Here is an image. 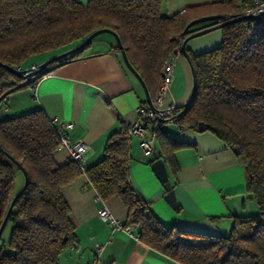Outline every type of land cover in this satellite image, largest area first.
<instances>
[{
    "label": "trees",
    "instance_id": "obj_1",
    "mask_svg": "<svg viewBox=\"0 0 264 264\" xmlns=\"http://www.w3.org/2000/svg\"><path fill=\"white\" fill-rule=\"evenodd\" d=\"M236 10L235 0L192 6L172 16L161 11V0H0V63L24 68L35 55L59 53L94 30L107 28L118 35L154 100L163 64L179 48L180 38L215 22L186 30L187 25L209 14L225 19L226 12ZM220 29L218 47L198 54L187 49L196 84L190 104L179 108L178 126L198 130L203 122L204 131L224 142L244 166L247 192L257 212L234 216L227 235L167 227L129 182L130 136L125 126L108 136L103 157L81 170L70 159L55 163L58 132L44 111L36 109L0 120V225L25 181L19 165L27 179L4 226L10 225L8 241L2 238L4 229L0 235V264H60V254L76 241L61 189L82 173L102 199L120 198L128 208L124 224L134 226L139 240L161 254L181 264H264V21L242 19ZM95 38L44 70L80 56ZM42 72L25 82L27 78L0 65V94L36 81ZM157 138L160 150L149 162L162 158L175 173L174 152L186 143L163 130ZM18 173L22 181L16 189Z\"/></svg>",
    "mask_w": 264,
    "mask_h": 264
},
{
    "label": "crops",
    "instance_id": "obj_2",
    "mask_svg": "<svg viewBox=\"0 0 264 264\" xmlns=\"http://www.w3.org/2000/svg\"><path fill=\"white\" fill-rule=\"evenodd\" d=\"M216 1L219 0H161V11L172 16L186 8ZM235 4L237 7L239 0ZM221 40L222 31L218 28L188 40L186 48L198 54L218 47ZM114 45L112 35L105 38L98 35L80 56L8 92L7 110L0 109V120L41 109L51 120L71 122L72 128L67 131L70 140L82 139L88 144L83 154L84 167L96 163L104 155L108 136L135 121L139 106L149 107L140 83L126 68L122 57L120 60V51ZM56 54L38 56L28 68ZM30 80L27 78L25 82ZM191 89V70L179 50L170 88L172 97L167 96L166 103L174 100L177 106H182ZM165 132L170 138L186 143L174 152L178 165L175 173L165 161L177 206L173 208L164 199L167 191L135 136L130 137L128 173L132 187L149 201L152 213L163 225L227 235L234 216L257 212L256 203L247 192L244 166L224 142L208 131L180 129L175 123L167 124ZM155 147L160 150L158 138ZM53 158L58 165L69 161L65 149H56ZM61 192L70 208L76 241L60 254V264H89L96 244L102 246L100 264H181L139 240L134 226H129L131 234L102 220L97 210L105 206L114 218L125 223L128 208L116 196L102 199L85 173L63 186Z\"/></svg>",
    "mask_w": 264,
    "mask_h": 264
},
{
    "label": "built area",
    "instance_id": "obj_3",
    "mask_svg": "<svg viewBox=\"0 0 264 264\" xmlns=\"http://www.w3.org/2000/svg\"><path fill=\"white\" fill-rule=\"evenodd\" d=\"M256 15L264 17V0H239L237 10L233 14H227L224 21L231 20L240 16ZM182 38H180L181 46ZM179 48L176 52H173L163 64V75L157 85L156 94L152 101L153 108L139 106L136 110L137 119L126 125L128 135L130 137L135 136L139 139V145L143 155L149 159L158 155V151L155 147V141L157 139V133L159 131H165V126L169 123H175L178 125L180 106H177L172 100L166 103V97L171 96L170 88L173 81V71L175 65V57L178 54ZM35 66L30 69L35 70ZM50 74V71L46 69L42 72V75ZM7 93L0 94V109L7 110ZM51 123L55 127L59 135L58 149H65L68 152L70 160L75 161L81 170H84L83 154L88 148V144L78 139L71 141L67 131L72 128L71 122L61 123L55 118L51 120ZM99 198V197H98ZM98 216L109 222L115 229L125 230L133 234L130 231V227L126 226L121 220L112 216L110 211L104 206L97 210ZM102 250L100 244L95 245L94 256L89 264H100L99 256Z\"/></svg>",
    "mask_w": 264,
    "mask_h": 264
},
{
    "label": "water",
    "instance_id": "obj_4",
    "mask_svg": "<svg viewBox=\"0 0 264 264\" xmlns=\"http://www.w3.org/2000/svg\"><path fill=\"white\" fill-rule=\"evenodd\" d=\"M222 19H224V16L221 15V14H209V15H205V16L193 19L186 27V30H187L190 27H193V26L198 25V24L203 23V22H208V21L215 22L213 24L208 25L205 28H201V29H198V30H196V31H194L192 33L187 34L186 37L181 42L180 51L182 52V54L186 58V60H187V62L189 64L190 70H191V75H192V89H191V93H190V96H189L188 100L183 104L184 108H186L190 104L191 99H192L193 94H194L195 84H196L195 83V77H194V68H193V66L191 64V61H190V58H189V55H188V52H187V48H186V44H187L188 40L192 39L193 37H196V36L202 35L204 33H207V32H209L211 30L221 28L227 22H235V21L242 20V19H255V20L264 21V17L256 16V15L240 16V17L228 20V21H222ZM102 33H109V34H111L113 36V38L115 40V44H116V46L118 47V49L120 51V54H121V57H122L124 65L126 66V68L133 74V76L140 83V85H141V87H142V89H143V91L145 93V97H146V100L148 102L149 108L152 109L153 108L152 99L149 96V93H148V90H147V87H146L144 81L142 80L140 75L136 72V70L129 63V61L127 59V56H126V53H125V50L122 47V44L120 42V39H119L118 35L114 31H112L110 29H107V28H100V29L94 30L81 43H79L78 45H76V46H74L72 48H69V49H67V50H65L63 52H60V53L48 58L47 60H45L42 63H40L35 68V70H31L30 68L23 69L21 67L14 68V67H10V66H7V65H4V64H1V63H0V65H3L5 67H7L14 74L26 79L27 77L33 76L38 71H41V70L45 71L44 69L51 62L59 60L61 58H64V57H66V56L78 51L79 49L83 48L94 37H96V36H98V35H100ZM205 127H206L205 124L203 122H200L198 124V131H204ZM11 159L14 160L13 158H11ZM15 163H17V162L15 161ZM151 165H152V168H153L157 178L163 184V187L167 191L166 194L164 195V199L173 208H175L177 206V203H176L175 196H174V190L172 188H170V183L168 181V174H167V171H166L164 160L162 158H158V159L154 160ZM19 167H20V170H21L22 174L24 175L25 181H24V184L21 187V189L15 194V196L13 197V199L11 200V202H10V204L8 206V209H7V211H6V213H5L4 217H3V220L1 222V225H0V235H1V233H2V231L4 229V226H5L6 222H7L8 216H9V214L11 212V209L13 207L15 199L18 197V195L21 193V191L25 188V186L27 184L26 172L20 165H19ZM1 245H2V241H0V247H1Z\"/></svg>",
    "mask_w": 264,
    "mask_h": 264
},
{
    "label": "rangeland",
    "instance_id": "obj_5",
    "mask_svg": "<svg viewBox=\"0 0 264 264\" xmlns=\"http://www.w3.org/2000/svg\"><path fill=\"white\" fill-rule=\"evenodd\" d=\"M99 37H103V38H105V37H111V35L109 34V33H102V34H100L99 35ZM87 49H88V47H87ZM40 56V55H39ZM42 56V55H41ZM37 59H38V56H33V57H31L25 64H23V69H26V68H28L29 67V65L32 63V62H35V61H37ZM190 95V94H189ZM189 97V96H188ZM188 99V98H187ZM187 99L184 101V102H186L187 101ZM183 102V103H184ZM21 181H22V177H21V175L18 173L17 174V177H16V185H15V188L17 189L19 186H20V184H21ZM9 234H10V225H7L6 227H5V229H4V232H3V234H2V238H3V240L5 241V242H7L8 241V239H9Z\"/></svg>",
    "mask_w": 264,
    "mask_h": 264
}]
</instances>
